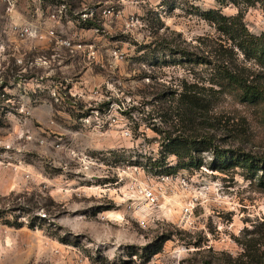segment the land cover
Segmentation results:
<instances>
[{
  "label": "rangeland",
  "instance_id": "rangeland-1",
  "mask_svg": "<svg viewBox=\"0 0 264 264\" xmlns=\"http://www.w3.org/2000/svg\"><path fill=\"white\" fill-rule=\"evenodd\" d=\"M104 1L114 15L91 24L56 12L32 31L43 46L0 31V264H264L261 108L207 85L221 60L264 71L204 19L240 12L258 37L264 0ZM194 82L215 141L199 170L162 174L149 165L176 164L160 141ZM217 152L255 166L216 170Z\"/></svg>",
  "mask_w": 264,
  "mask_h": 264
},
{
  "label": "trees",
  "instance_id": "trees-1",
  "mask_svg": "<svg viewBox=\"0 0 264 264\" xmlns=\"http://www.w3.org/2000/svg\"><path fill=\"white\" fill-rule=\"evenodd\" d=\"M242 18L240 12L234 17H225L213 11L204 15V19L215 26L216 31L226 39L232 49L239 52L245 61L253 62L260 67L263 72L264 34L258 37L250 35L242 23ZM203 85L201 82H194L188 89L182 88L178 93L176 101L178 104H176V110L180 113L178 120L174 122L170 120V127L173 125V129L160 141L159 154L174 157L176 164L169 166L164 162L163 157L162 160L150 164L151 169H161V173L167 175L177 170H199L203 167L200 155L210 151L215 141L214 136L202 134L203 130H209L208 120L202 113L208 107L201 98ZM207 85L217 88L218 91H230L242 103L261 108V119L264 125V78L250 81L247 77L240 75L230 63L221 60L211 68ZM167 121L169 120H164L165 123H168ZM187 133L190 135H186ZM225 153L227 152H217L213 155L214 169L222 170L230 166L250 169L255 166L252 159L234 160L233 156L227 158Z\"/></svg>",
  "mask_w": 264,
  "mask_h": 264
},
{
  "label": "crops",
  "instance_id": "crops-1",
  "mask_svg": "<svg viewBox=\"0 0 264 264\" xmlns=\"http://www.w3.org/2000/svg\"><path fill=\"white\" fill-rule=\"evenodd\" d=\"M102 0H0V31L6 36H15L23 28H29L31 31L49 28L53 23L51 15L55 14L60 8L63 9L64 16H79L82 22L91 24V17L101 16ZM108 1V0H107ZM104 1V5L110 4ZM104 10V9H103ZM76 20L68 19L64 24L78 25ZM37 32V31H36ZM47 32V30H46ZM35 46H43V42L29 36Z\"/></svg>",
  "mask_w": 264,
  "mask_h": 264
},
{
  "label": "built area",
  "instance_id": "built-area-1",
  "mask_svg": "<svg viewBox=\"0 0 264 264\" xmlns=\"http://www.w3.org/2000/svg\"><path fill=\"white\" fill-rule=\"evenodd\" d=\"M112 1L114 2V6L115 7L139 5V4L145 2V0H112ZM114 9H115L114 7H110L109 6L106 9L102 10L101 15L103 17H111V16L114 15ZM56 12H58V14H63V9L60 8ZM50 17H51V19L55 18L54 14L51 15ZM18 35L20 37L25 36V35L26 36H31L32 35V31L29 28H24L23 30H21V32H19ZM141 195L143 196L145 201H149V202H153L154 201V196H153L152 192H150V191L142 190Z\"/></svg>",
  "mask_w": 264,
  "mask_h": 264
}]
</instances>
